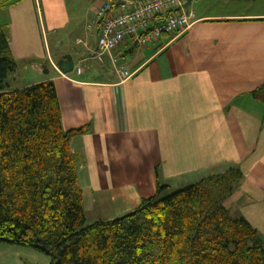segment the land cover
<instances>
[{
	"label": "crops",
	"instance_id": "1",
	"mask_svg": "<svg viewBox=\"0 0 264 264\" xmlns=\"http://www.w3.org/2000/svg\"><path fill=\"white\" fill-rule=\"evenodd\" d=\"M102 1L0 0L11 52L33 78L24 86L53 80L63 127L85 129L70 139L85 215L114 218L157 182L178 189L235 167L242 178L225 205L264 239V1L192 0L184 30L146 44L128 36L99 62ZM66 53L74 68L63 74L53 63Z\"/></svg>",
	"mask_w": 264,
	"mask_h": 264
},
{
	"label": "trees",
	"instance_id": "2",
	"mask_svg": "<svg viewBox=\"0 0 264 264\" xmlns=\"http://www.w3.org/2000/svg\"><path fill=\"white\" fill-rule=\"evenodd\" d=\"M15 68L0 23V243L48 264H264V239L225 205L242 178L235 167L178 189L157 182L134 209L88 222L70 148L85 129L63 127L53 80L11 88Z\"/></svg>",
	"mask_w": 264,
	"mask_h": 264
},
{
	"label": "built area",
	"instance_id": "3",
	"mask_svg": "<svg viewBox=\"0 0 264 264\" xmlns=\"http://www.w3.org/2000/svg\"><path fill=\"white\" fill-rule=\"evenodd\" d=\"M111 4V0H103L95 10L99 31L94 57L99 62L128 36L146 44L162 34L184 30L194 15L183 7V0H121L115 12L111 11ZM53 66L57 68L55 63ZM75 71L80 73L81 66H76ZM118 72L123 79L131 75L124 66Z\"/></svg>",
	"mask_w": 264,
	"mask_h": 264
},
{
	"label": "rangeland",
	"instance_id": "4",
	"mask_svg": "<svg viewBox=\"0 0 264 264\" xmlns=\"http://www.w3.org/2000/svg\"><path fill=\"white\" fill-rule=\"evenodd\" d=\"M254 1L255 0H252V3ZM261 1H264V0H261ZM247 2H249V1H247ZM228 5H231V4H227V3L221 4V5L215 4V5H212L208 8H211V9L217 8L219 10H223V9H226L228 7ZM252 6L255 7L256 5L253 3ZM198 8L201 10V8H205V7H202V5H201ZM247 8H249V9L252 8V7H250V2H249V5ZM256 8H257V6H256ZM79 66H81V65H79ZM20 67H21V63L16 62L15 70L8 74V77L6 79V83L11 88L24 86L25 83L33 80V78L30 77V74L27 73L26 71L22 70V68H20ZM81 68H82V66H81ZM169 190H171V189H169ZM169 192H171V191H169ZM91 213L94 215L96 214V212H91ZM91 213L86 215V217H87L86 219L88 222H92L93 220H95V219H93L94 216ZM97 218L98 217H96V219ZM4 245H8V246L12 247V249L6 250V251H3L0 253V258L5 259V260H9V262L5 263V264H18V263H13L12 259L14 257H19V256H22V261L25 264H48V262H49L48 255H46L42 251H38L36 249H32L30 247L20 246V245H13V244H7V243H5ZM20 264H22V263H20Z\"/></svg>",
	"mask_w": 264,
	"mask_h": 264
},
{
	"label": "water",
	"instance_id": "5",
	"mask_svg": "<svg viewBox=\"0 0 264 264\" xmlns=\"http://www.w3.org/2000/svg\"><path fill=\"white\" fill-rule=\"evenodd\" d=\"M191 1L192 0H184L182 4L183 7L187 8ZM55 64L63 74L71 72L74 68V61L69 53L62 55L59 59H57Z\"/></svg>",
	"mask_w": 264,
	"mask_h": 264
}]
</instances>
